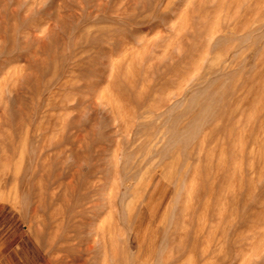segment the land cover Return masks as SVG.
<instances>
[{
	"label": "rangeland",
	"instance_id": "obj_1",
	"mask_svg": "<svg viewBox=\"0 0 264 264\" xmlns=\"http://www.w3.org/2000/svg\"><path fill=\"white\" fill-rule=\"evenodd\" d=\"M0 264H264V0H0Z\"/></svg>",
	"mask_w": 264,
	"mask_h": 264
}]
</instances>
